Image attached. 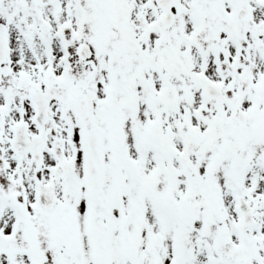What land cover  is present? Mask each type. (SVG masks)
Wrapping results in <instances>:
<instances>
[{
  "label": "snow or ice",
  "instance_id": "snow-or-ice-1",
  "mask_svg": "<svg viewBox=\"0 0 264 264\" xmlns=\"http://www.w3.org/2000/svg\"><path fill=\"white\" fill-rule=\"evenodd\" d=\"M0 264H264V0H0Z\"/></svg>",
  "mask_w": 264,
  "mask_h": 264
}]
</instances>
